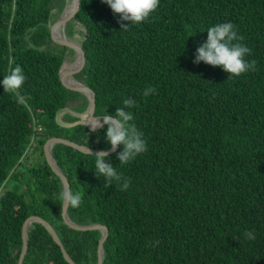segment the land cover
<instances>
[{"label": "trees", "instance_id": "trees-1", "mask_svg": "<svg viewBox=\"0 0 264 264\" xmlns=\"http://www.w3.org/2000/svg\"><path fill=\"white\" fill-rule=\"evenodd\" d=\"M80 3L72 20L87 64L75 80L96 93V118L105 110L114 115L123 99L135 100L132 123L147 151L125 165L117 159L123 146L109 155L130 181L121 191L96 177L95 157L55 145L53 159L82 196L78 208L69 206L71 222L108 228L103 264H264V0H160L147 22L127 30L102 0ZM66 6V0H0V81L17 65L26 76L17 91L0 84V264H18L32 216L52 226L75 264L98 263L102 231L65 223L64 185L44 154L51 138L110 150L106 127L92 134L73 114L85 113L89 100L76 106L83 94L61 81L75 51L49 34ZM225 22L243 36L256 71L229 79L221 67L193 63L208 28ZM62 29L56 31L63 37ZM80 68L81 62L71 74ZM148 86L157 92L144 97ZM34 125L43 131L37 141ZM23 264L69 263L34 222Z\"/></svg>", "mask_w": 264, "mask_h": 264}, {"label": "clouds", "instance_id": "clouds-1", "mask_svg": "<svg viewBox=\"0 0 264 264\" xmlns=\"http://www.w3.org/2000/svg\"><path fill=\"white\" fill-rule=\"evenodd\" d=\"M102 2L107 4L112 12L120 17L118 22L121 23L122 30H127L132 25L147 22L160 4V0H102ZM124 21L129 23L124 24ZM29 31L34 32L36 29L33 28ZM243 39V36L238 34L236 26L231 22L216 24L208 28L207 41L197 48L193 63L203 62L212 67H221L223 71L229 74V79L240 77L250 71H256L257 61L253 59L249 62L246 59L251 55V49L242 43ZM9 63L11 64L12 61L10 60ZM62 69L64 73V66ZM68 77H70V74ZM25 80L26 76L23 69L17 65L10 69L9 74L3 77L0 84H2L4 91H17L23 86ZM156 92V88L148 86L144 89L143 96L155 95ZM135 106V100L131 98L123 99L122 105L116 107L114 115L108 114L105 110L100 117L96 118V121L88 123L91 125L92 132H95L97 128L103 129L106 127L107 129L105 138L110 145V150L102 149L93 155L91 149L87 147V154L95 157V175L97 178H104L106 188L112 186L113 182L121 191H127L130 187L129 179L118 173L116 167L108 162L110 151H115L119 146H123L122 151L117 154L120 165L130 163L137 156L147 151L143 133L132 123L134 116L131 109ZM73 114L81 118L85 113ZM60 199L63 201V207L78 208L82 203L81 194L79 192L73 193L71 190L61 191ZM244 236L249 241L256 239L254 232H245ZM159 243L158 240L154 241L152 246H159Z\"/></svg>", "mask_w": 264, "mask_h": 264}, {"label": "water", "instance_id": "water-1", "mask_svg": "<svg viewBox=\"0 0 264 264\" xmlns=\"http://www.w3.org/2000/svg\"><path fill=\"white\" fill-rule=\"evenodd\" d=\"M73 2L75 4L73 11L69 15H67L66 17H64L66 12L63 13L61 18L53 25V27L50 30V34H49L50 40L52 42L72 49L77 54V57H78L77 59L81 60V68L79 69V71H77L73 74H70V77L78 76L81 73H83V71L85 70L86 64H87V58H86L85 52H84L81 45H78L77 43L69 40L66 36H64L62 38L54 37V31L56 30L57 27L59 29L64 28L66 26V24L70 20H72L75 17V15L78 13V11L80 10V5H81L80 0H73ZM65 78L66 77H65V74L63 73V69H62L61 70V81H62L64 87L67 90H69L70 92L77 93V94H83V95L88 97L90 104H89L87 111L85 112V114L83 116V122L82 123L87 126L90 133H92V134L99 133L102 130L101 128H97V130L95 132H92L91 131V125L88 124L89 122L93 123L94 121H96V117H95V110H96V106H97L96 93L93 90H91L90 88H88L87 86H84V85L79 84V83L77 84L78 87H72V86L66 84ZM59 123H60V121H59ZM57 144H64V145L71 146V147H73L77 150H80L86 154H87V147L80 146L78 144H75L73 142H70V141L65 140V139H60V138H51L44 145V154H45V158H46L49 166L51 167L53 172L57 176H59L60 179L62 180L63 185H64V190H71L70 184H69L66 176L64 175L62 170L59 168V166L57 165L56 161L53 159V156H52L53 147ZM115 151H110V154L114 153ZM97 152H98V150L91 149V154H95ZM68 209H69V207H63L62 216H63L65 223H67L71 228L78 230V231H92V230L102 231L103 237L99 243L98 263L97 264H103L104 244H105V242L109 236L108 228L106 226L100 225V224L90 225V226H80V225L74 224L73 222H71V220L68 216ZM34 222L40 223L41 225H43L48 230V232L52 235L54 241L61 247L62 253H63L66 261L69 264H75V262L67 254L66 250L64 249V247L62 245L60 238L58 237L57 233L52 228V226L47 221H45L42 218L37 217V216L30 217L24 224V228H23V250H22L18 264H23V261L27 255V252H28V228Z\"/></svg>", "mask_w": 264, "mask_h": 264}, {"label": "rangeland", "instance_id": "rangeland-1", "mask_svg": "<svg viewBox=\"0 0 264 264\" xmlns=\"http://www.w3.org/2000/svg\"><path fill=\"white\" fill-rule=\"evenodd\" d=\"M67 1V6H66V8L67 9H69V6L72 4L69 0H66ZM73 2V1H72ZM71 3V4H70ZM67 9H65V11H64V13L66 12V10ZM79 25H76L75 24V22L73 21V20H70L67 24H66V26L61 30V31H63L62 32V35H63V37L64 36H67V38L69 39V40H71V41H73V42H75V43H77L78 45H81V41H82V39H81V37H80V33H79ZM75 56H76V58H75ZM77 55H76V53H70L69 52V56L67 57V59H66V61H65V65H64V68H72L75 64H76V62H77ZM69 72H70V70H69ZM68 71H67V73H69ZM69 74H71V72L69 73ZM68 79L72 82V84H74V82L75 83H77V81L75 80V77L73 78V77H68ZM88 99V97L87 96H84V95H81V96H79V98H78V105H76V106H78V107H83V104L84 105H86V101H85V99ZM89 100V99H88ZM80 122L82 123L83 122V116L80 118ZM30 159H31V161H33L34 159L36 160V161H38V155H34V156H30ZM92 172H87L85 175H84V179L86 180V181H88V179H89V182H90V180H91V174ZM85 181V183H89V182H86ZM87 185V184H86ZM8 187H6V189H7Z\"/></svg>", "mask_w": 264, "mask_h": 264}, {"label": "bare ground", "instance_id": "bare-ground-1", "mask_svg": "<svg viewBox=\"0 0 264 264\" xmlns=\"http://www.w3.org/2000/svg\"><path fill=\"white\" fill-rule=\"evenodd\" d=\"M73 1V0H72ZM74 7H75V4H74V2H72V4L69 6V9H67V11H66V13H65V15H64V17H66L67 15H69L72 11H73V9H74ZM54 36L56 37V38H62V36H61V34L59 33V31H54ZM80 62H81V60L80 59H77V62H76V64L73 66V67H75V66H77L78 64H80ZM72 67V68H73ZM71 68V69H72ZM71 69L70 68H64V74H65V79L67 80V81H69L71 84H72V82L67 78V76L69 75V70L71 71ZM67 71L69 72V73H67ZM73 85V87H78V85L76 84V83H74V84H72Z\"/></svg>", "mask_w": 264, "mask_h": 264}, {"label": "built area", "instance_id": "built-area-1", "mask_svg": "<svg viewBox=\"0 0 264 264\" xmlns=\"http://www.w3.org/2000/svg\"><path fill=\"white\" fill-rule=\"evenodd\" d=\"M35 127H36L35 134L32 137L33 141H37L43 133L42 128L40 126H35Z\"/></svg>", "mask_w": 264, "mask_h": 264}]
</instances>
